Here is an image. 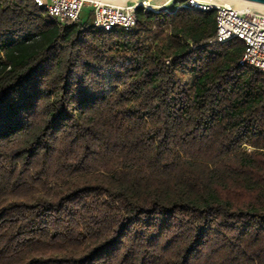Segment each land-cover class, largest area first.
Returning <instances> with one entry per match:
<instances>
[{
  "label": "trees",
  "instance_id": "obj_1",
  "mask_svg": "<svg viewBox=\"0 0 264 264\" xmlns=\"http://www.w3.org/2000/svg\"><path fill=\"white\" fill-rule=\"evenodd\" d=\"M135 16L0 0V264H264V72L214 10Z\"/></svg>",
  "mask_w": 264,
  "mask_h": 264
},
{
  "label": "built area",
  "instance_id": "obj_2",
  "mask_svg": "<svg viewBox=\"0 0 264 264\" xmlns=\"http://www.w3.org/2000/svg\"><path fill=\"white\" fill-rule=\"evenodd\" d=\"M57 24L75 23L83 10H88L92 26L103 31L113 29L129 32L135 25V9L169 13L178 8L197 11H215V28L210 43H224L232 39L242 41L244 47L238 59L241 67L249 66L264 72V9L239 10L231 4L215 0H184L173 6L175 0L155 4L151 0H136L117 5L109 0H33Z\"/></svg>",
  "mask_w": 264,
  "mask_h": 264
},
{
  "label": "bare ground",
  "instance_id": "obj_3",
  "mask_svg": "<svg viewBox=\"0 0 264 264\" xmlns=\"http://www.w3.org/2000/svg\"><path fill=\"white\" fill-rule=\"evenodd\" d=\"M136 0H109V2L117 5H124L128 2H134ZM153 1V0H151ZM215 1H220L223 3H228L231 4L233 7L239 10H246V11H252L256 9H264V6L258 5V4H253L245 1H239V0H215ZM157 4V3H156ZM162 3L158 4L161 5ZM165 4V2L163 3Z\"/></svg>",
  "mask_w": 264,
  "mask_h": 264
},
{
  "label": "rangeland",
  "instance_id": "obj_4",
  "mask_svg": "<svg viewBox=\"0 0 264 264\" xmlns=\"http://www.w3.org/2000/svg\"><path fill=\"white\" fill-rule=\"evenodd\" d=\"M169 0H153V3H157V4H160V3H166V2H168ZM90 20L92 21V18H90ZM191 84H192V77L191 76H186V79H185V86H186V88H188V89H190L191 88ZM247 151H250L251 150V148H249V147H246L245 148Z\"/></svg>",
  "mask_w": 264,
  "mask_h": 264
},
{
  "label": "water",
  "instance_id": "obj_5",
  "mask_svg": "<svg viewBox=\"0 0 264 264\" xmlns=\"http://www.w3.org/2000/svg\"><path fill=\"white\" fill-rule=\"evenodd\" d=\"M264 6V0H239Z\"/></svg>",
  "mask_w": 264,
  "mask_h": 264
}]
</instances>
